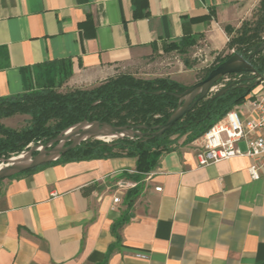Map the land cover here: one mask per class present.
Listing matches in <instances>:
<instances>
[{
  "label": "crops",
  "instance_id": "obj_1",
  "mask_svg": "<svg viewBox=\"0 0 264 264\" xmlns=\"http://www.w3.org/2000/svg\"><path fill=\"white\" fill-rule=\"evenodd\" d=\"M136 1L147 16L134 0H0V98L27 90L25 70L70 61L94 87L185 38L215 60L229 52L225 27L261 0ZM197 154L178 144L143 176L116 157L0 180V264H264V172L253 179L249 158L200 166Z\"/></svg>",
  "mask_w": 264,
  "mask_h": 264
},
{
  "label": "trees",
  "instance_id": "obj_2",
  "mask_svg": "<svg viewBox=\"0 0 264 264\" xmlns=\"http://www.w3.org/2000/svg\"><path fill=\"white\" fill-rule=\"evenodd\" d=\"M134 4L135 17L147 16L136 6V0ZM225 31L229 37L227 49L234 52L226 56L219 55L206 69L201 81L234 53L252 52L254 47H259L264 41V0L260 1L253 17L245 20L239 29L226 26ZM198 41L197 37L185 38L179 43L165 46L164 52L174 51L186 55L198 45ZM248 56L246 53L245 57ZM252 65L256 73L263 76L264 53L255 57ZM73 74L70 61L50 62L33 70H25L27 90L22 94L0 98V119L16 114L30 116L29 124L22 130L11 129L0 123V159L18 156L31 144H46L85 120L107 122L115 126L163 125L179 106V99L171 94H181L190 87L169 77L141 79L131 73L121 72L92 88L60 91ZM229 77L235 79L225 85L234 84L227 93L214 101L210 98L202 100L161 137L149 140L124 138L112 142L87 140L50 164L134 157L137 159V174H149L158 167L164 154L176 149L180 137L187 135L186 144L198 140L230 110L243 103L258 80L253 74ZM158 92L161 94L156 95ZM92 189H86L85 194H89ZM128 220L123 216L114 224L113 233L117 238L118 230Z\"/></svg>",
  "mask_w": 264,
  "mask_h": 264
},
{
  "label": "water",
  "instance_id": "obj_3",
  "mask_svg": "<svg viewBox=\"0 0 264 264\" xmlns=\"http://www.w3.org/2000/svg\"><path fill=\"white\" fill-rule=\"evenodd\" d=\"M246 53L249 54L247 58L245 57ZM262 53H264V41L259 47H254L252 52L243 51L242 53H234L227 61L210 71L204 80L188 87L185 92L181 94H171L179 99V106L163 125L154 127L145 125L115 126L107 122H89L85 120L63 131L46 144H36L29 148L28 151L26 150L27 152H22L17 158L0 159V162L5 165L4 167H0V180L11 178L55 162L64 154L77 148L87 140L96 139L107 142L105 139L108 138H113L112 141H114L124 138H144L149 140L161 137L171 130L177 122L192 111L202 100L210 98L214 101L227 93L234 84L224 87L215 94H212L213 88L224 78L232 75L242 76L244 74H253L258 79L260 76L256 73L252 61ZM259 83L260 80H257L254 87ZM155 94L159 95L161 93L158 92Z\"/></svg>",
  "mask_w": 264,
  "mask_h": 264
},
{
  "label": "built area",
  "instance_id": "obj_4",
  "mask_svg": "<svg viewBox=\"0 0 264 264\" xmlns=\"http://www.w3.org/2000/svg\"><path fill=\"white\" fill-rule=\"evenodd\" d=\"M240 77V76H238ZM229 77H226L228 80ZM257 89L249 93L243 103L230 110L219 122L196 140L200 166H208L234 158H249L253 161L250 173L258 180L264 172V75L258 78ZM225 85L217 84L215 94ZM244 146V149L242 148ZM120 189H128L132 184H121ZM158 192L162 188H156ZM120 203L119 197L114 198ZM146 259L145 255H137Z\"/></svg>",
  "mask_w": 264,
  "mask_h": 264
},
{
  "label": "rangeland",
  "instance_id": "obj_5",
  "mask_svg": "<svg viewBox=\"0 0 264 264\" xmlns=\"http://www.w3.org/2000/svg\"><path fill=\"white\" fill-rule=\"evenodd\" d=\"M229 53L231 52L229 51L222 56H226ZM203 56V53H199L197 49H190L186 55H182L174 51L164 52V50H154V52L149 57L136 64L134 67L124 70V72L131 73L135 77L141 79L169 77L184 85L192 86L193 84L201 81V78L205 75L206 69L209 68L215 61L214 59H209L208 62H205V58H203ZM234 79V77H229L228 80L224 78L219 82V84L226 85L227 83L234 81ZM72 88L92 87L78 83L75 79H73L72 76L60 89V91L66 92ZM257 88L258 87L254 88L253 90ZM29 122L30 116L25 114H16L11 117L0 119L1 124L15 130L24 129L29 124ZM186 139L187 135L180 137L178 139L177 146L178 144H186ZM33 146L35 145L31 144L29 148ZM28 149L26 150L28 151ZM26 150L25 152H27ZM20 155L12 156L10 159L17 158ZM3 165L4 163L0 162V167H3Z\"/></svg>",
  "mask_w": 264,
  "mask_h": 264
},
{
  "label": "bare ground",
  "instance_id": "obj_6",
  "mask_svg": "<svg viewBox=\"0 0 264 264\" xmlns=\"http://www.w3.org/2000/svg\"><path fill=\"white\" fill-rule=\"evenodd\" d=\"M107 142H110V141H112L113 140V138H108V139H105ZM23 158V157H22ZM3 167H4V165H3Z\"/></svg>",
  "mask_w": 264,
  "mask_h": 264
}]
</instances>
